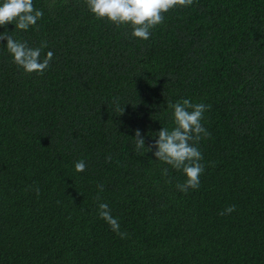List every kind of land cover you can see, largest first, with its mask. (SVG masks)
Returning a JSON list of instances; mask_svg holds the SVG:
<instances>
[{"label":"trees","instance_id":"16d2710c","mask_svg":"<svg viewBox=\"0 0 264 264\" xmlns=\"http://www.w3.org/2000/svg\"><path fill=\"white\" fill-rule=\"evenodd\" d=\"M33 4L36 26L0 27L54 53L27 74L0 41V264H264V0H194L147 41L86 0ZM185 99L210 106L187 193L182 171L133 140L153 145L175 127L167 103Z\"/></svg>","mask_w":264,"mask_h":264},{"label":"clouds","instance_id":"9594fccd","mask_svg":"<svg viewBox=\"0 0 264 264\" xmlns=\"http://www.w3.org/2000/svg\"><path fill=\"white\" fill-rule=\"evenodd\" d=\"M90 12L97 20H107L117 28H132V36L147 41L157 26L164 22V14L177 7H190L194 0H86ZM43 17V11L34 7L33 0H3L0 3V27L6 28L9 24H15L16 30L27 31L36 26L38 20ZM7 41V52L11 55L13 62L27 74H38L43 76L50 67L54 53L49 51L41 59L42 50L47 47V41L41 42L39 47H30L27 41H18L7 31L0 34V41ZM116 111L120 116L124 114L125 108H121L118 100ZM167 107L173 110L175 127L169 130L163 127L156 135L158 139L149 147L145 146V139L139 130L135 132V151L143 154L142 150L147 148L148 152L155 149L154 155L158 161L163 162L171 168L182 171L186 176L184 183H178L177 189L187 193L189 189L196 190L200 186V177L205 171L201 161L203 154L196 146L202 138L210 137V133L202 124L204 113L210 108L203 103H192L183 100L175 104L168 102ZM109 162L111 157L108 158ZM86 162L80 160L75 164L77 172L86 170ZM163 175H168L165 168ZM99 191L103 192V185H98ZM39 194V189H36ZM97 201L101 198L96 197ZM99 216L104 219L117 234L124 238L126 233L119 232L118 220L113 218L107 203H99ZM234 207L227 209L228 213L234 211ZM224 214V213H221Z\"/></svg>","mask_w":264,"mask_h":264}]
</instances>
